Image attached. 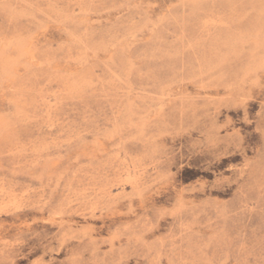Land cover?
Segmentation results:
<instances>
[{"label":"rangeland","instance_id":"374dc122","mask_svg":"<svg viewBox=\"0 0 264 264\" xmlns=\"http://www.w3.org/2000/svg\"><path fill=\"white\" fill-rule=\"evenodd\" d=\"M0 264H264V0H0Z\"/></svg>","mask_w":264,"mask_h":264}]
</instances>
